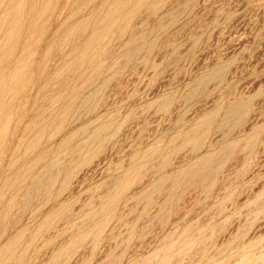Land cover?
<instances>
[{"label":"rangeland","instance_id":"374dc122","mask_svg":"<svg viewBox=\"0 0 264 264\" xmlns=\"http://www.w3.org/2000/svg\"><path fill=\"white\" fill-rule=\"evenodd\" d=\"M20 1L0 0L1 262L264 264V0Z\"/></svg>","mask_w":264,"mask_h":264},{"label":"bare ground","instance_id":"6f19581e","mask_svg":"<svg viewBox=\"0 0 264 264\" xmlns=\"http://www.w3.org/2000/svg\"><path fill=\"white\" fill-rule=\"evenodd\" d=\"M19 1H20V0H19ZM29 1H31V0H29ZM44 1H45V0H44ZM46 1H49V0H46ZM71 1H73V0H71ZM83 1H84V0H83ZM89 1H90V0H89ZM93 1H94V0H93ZM95 1H96V0H95ZM97 1H99V0H97ZM112 1H113V0H112ZM147 1H148V0H147ZM16 2H17V1H16ZM20 2H22V1H20ZM33 2H35V1L30 2L31 4H29V6H31V5L33 4V7H34V4H35V3H33ZM41 2H43V1H41ZM54 2H55V1H54ZM79 2H80V1H79ZM140 2H142V1L140 0ZM143 2H144V1H143ZM143 2H142V4H144ZM7 3H8V2H7ZM24 3H25V0H24ZM36 3H37V0H36ZM62 3H63V1H62ZM62 3H60V4H62ZM73 3H74V2H73ZM75 3H76V2H75ZM84 3H85V4H84V6H85V5H86V2L84 1ZM87 3H88V2H87ZM92 3H93V2H92ZM99 3H100V2H99ZM105 3H106V2H105ZM105 3H102V4L105 5ZM111 3H114V2H111ZM5 4H6V3H5ZM11 4H12V6H13V5H14V2H13V3L11 2ZM39 4H40V2H39L37 5H39ZM42 4H43V3H42ZM42 4H41V5H42ZM48 4H49V3H48ZM64 4H65V2H64ZM16 5H18V6L20 7V4L16 3ZM24 5H25V4H24ZM27 5H28V4H27ZM41 5H39V6H41ZM45 5H46V3H45ZM72 5H73V4H72ZM81 5H83V4H81ZM91 5H92V4H91ZM99 5H100V4H99ZM110 5H111V4H110ZM113 5H114V4H113ZM8 6H11V5L8 4ZM8 6H7V7H8ZM14 6H15V5H14ZM21 6H22V8H23V10H24V7H23L22 4H21ZM35 6H36V5H35ZM77 6H78V5H77ZM100 6H101V5H100ZM111 6H112V5H111ZM111 6H110V7H111ZM114 6H115V5H114ZM4 7H6V6H4ZM19 7H18V10H19ZM33 7H32V8H28V9H32V11H33V13H34V11L36 10V7H37V6L35 7V10H33V9H34ZM70 7H71V6H70ZM70 7H68L67 10H70V9H71ZM79 7H80V6H79ZM14 8H15V7H14ZM20 8H21V7H20ZM25 8H26V5H25ZM39 8H40V7H39ZM41 8L43 9L44 7L42 6ZM41 8H40V10H38V11H40V12H44V10H46V9H44V10L42 11ZM47 8H48V7H47ZM69 8H70V9H69ZM75 8H76V7H75ZM75 8H74V9H75ZM97 8H98V10H99V7H98V6H97ZM107 8H108V7H107ZM15 9H16V8H15ZM15 9H14V10H15ZM28 9H26V11H27ZM81 9H83V8H81ZM8 10H11V11H12L13 9H8ZM14 10H13L12 12H14V13L16 14V12H18V10L16 9V10H17L16 12H15ZM20 10H21V9H20ZM60 10H61V9H60ZM83 10H84V9H83ZM28 11H29V10H28ZM73 11H74V10H73ZM106 11H107V10H106ZM4 12H7V11L4 10ZM24 12H25V11H23L22 14H23ZM36 12H37V11H36ZM65 12H67V11L65 10ZM69 12H70V11H69ZM75 12L78 13L79 11L77 10V11H75ZM82 12H83V11H82ZM84 12H85V11H84ZM96 12H97V11H96ZM8 13H9V11H8ZM8 13H7V14H8ZM14 13H12L13 15H9V14H8L9 17H10V16H11V17H12V16H15ZM93 13H94V12H93ZM93 13H92V14H93ZM98 13H99V12H98ZM100 13H104V12L101 11ZM106 13H107V12H106ZM5 14H6V13H5ZM7 14H6V15H7ZM10 14H11V12H10ZM18 14H19V13H18ZM25 14H26V13H25ZM27 14H28V13H27ZM29 14H30V13H29ZM34 14H35V13H34ZM58 14H59V13H58ZM104 14H105V13H104ZM104 14H102V15H104ZM3 15H4V14H3ZM19 15H21V14H19ZM37 15H38V14H37ZM37 15H36V16H37ZM41 15H43V14H41ZM69 15H70V14H69ZM76 15H77V14H76ZM83 15H84V14H83ZM95 15H96V14H95ZM110 15H111V14H110ZM113 15H114V14H113ZM113 15H112V16H113ZM30 16H31V15H30ZM30 16H29V17H30ZM55 16H56V15H55ZM60 16H61V15H60ZM66 16H67V15H66ZM74 16H75V13H74ZM104 16H105V15H104ZM126 16H127V15H126ZM4 17H5V16H4ZM9 17H8V18H9ZM11 17H10V18H11ZM20 17L22 18L23 16H20ZM20 17L18 16V18H20ZM27 17H28V16L26 15L25 18H27ZM29 17H28V18H29ZM34 17H35V16H34ZM47 17H48V15H47ZM57 17H58V16H57ZM61 17H62V16H61ZM76 17H77V16H75L74 18H76ZM8 18H7V19H8ZM12 18H14V17H12ZM23 18H24V17H23ZM36 18H38V17H36ZM39 18H41V17H39ZM39 18H38V19H39ZM63 18H64V17H63ZM68 18H69V17H68ZM85 18H86V17H85ZM92 18H94V20H95V17H92ZM5 19H6V18H5ZM5 19H4V20H5ZM14 19H15V18H14ZM60 19H61V18H60ZM79 19H80V18H79ZM88 19H91V18L89 17V18H87L85 21H88ZM106 19H107V18H106ZM127 19H128V18H127ZM127 19H126V20H127ZM26 20H27V19H26ZM29 20H30V18H29ZM66 20H67V19H66ZM80 20H81V19H80ZM94 20H93V21H94ZM100 20H101V19H100ZM1 21H3V20H1ZM14 21H15V20H14ZM20 21H21V20H20ZM34 21L37 22L38 20H37V21L34 20ZM61 21H62V20H61ZM67 21H68V20H67ZM67 21H65V24H66ZM76 21H77V20H76ZM82 21H83V20H82ZM82 21H81V22H82ZM89 21H90V20H89ZM107 21H108V20H107ZM107 21H104V22H107ZM5 22H6V21H5ZM18 22H19V21H18ZM18 22H17V24H18ZM22 22H23V20H22ZM25 22H26V25H27L28 22H27V21H25ZM29 22H31V21H29ZM32 22H33V21H32ZM59 22H60V21H59ZM122 22H123V21H122ZM1 23L3 24L4 22H1ZM6 23H7V22H6ZM9 23H10V21H9ZM11 23H12V22H11ZM37 23H38V22H37ZM37 23H36V25H37ZM88 23H89V22H88ZM108 23H109V22H108ZM108 23H107L106 25H108ZM2 24H1V25H2ZM4 24H5V23H4ZM4 24H3V25H4ZM7 24H8V23H7ZM17 24L15 23V27H17ZM20 24H21V23H20ZM80 24H81V26L84 25L83 23H80ZM80 24H79V25H80ZM1 25H0V26H1ZM13 25H14V24H13ZM22 25H24V24H22ZM29 25H30V24H29ZM31 25H32V24H31ZM31 25H30V26H31ZM44 25H45V24H44ZM63 25H64V24H63ZM74 25H75V24H74ZM87 25H88V24H87ZM87 25H86V26H87ZM6 26H7V25H6ZM11 26H12V25H11ZM33 26H35V25H33ZM109 26H110V25H109ZM1 27H2V26H1ZM3 27H4V26H3ZM3 27H2V28H3ZM12 27H14V26H12ZM61 27H62V26H61ZM84 27H85V26H84ZM84 27H83V28H84ZM89 27H90V26H89ZM7 28H8V26H7ZM19 28H20V27H19ZM28 28H30V27L28 26ZM31 28H32V27H31ZM33 28H34V27H33ZM33 28H32V29H33ZM79 28H80V27H79ZM79 28H78V29H79ZM4 29H5V27H4ZM10 29H12V28L10 27V28H9V31H10ZM15 29H16V28H14L13 31H14ZM59 29H60V28H59ZM86 29H87V28H86ZM5 30H7V29H5ZM17 30H18V29H17ZM27 30H28V31H27ZM67 30H68V29H67ZM80 30H81V29H80ZM80 30H79V31H80ZM9 31H8V33H9V35H11L12 32L10 33ZM82 31H83V30H82ZM5 32H7V31H5ZM19 32H20V30L18 31V33H19ZM21 32H22V31H21ZM27 32H29V29H26V33H27ZM75 32H78V30H77V31L75 30ZM75 32L73 33V35L76 34ZM84 32H85V31H83V33H84ZM16 33H17V31L15 30V34H16ZM18 33H17V34H18ZM63 33H64V32H63ZM68 33H70L69 30H68ZM83 33H82V34H83ZM2 34H3V31H2ZM6 34H7V33H6ZM13 34H14V32L12 33V35H13ZM15 34H14V35H15ZM24 34H25V33H24ZM24 34L22 35L23 37H24ZM28 34H29V33H28ZM51 34H52V33H51ZM51 34H50V36H51ZM54 34H55V33H54ZM54 34H53L52 36H54ZM77 34H78V33H77ZM82 34H80V35H82ZM106 34H107V33H106ZM7 35H8V34H7ZM12 35H11V36H12ZM25 35H26V34H25ZM55 35H56V34H55ZM67 35H68V34H67ZM69 35H70V34H69ZM69 35H68V36H69ZM71 35H72V34H71ZM95 35H96V34H95ZM104 35H105V34H104ZM1 36H2V35H0V37H1ZM11 36H9L10 39H11ZM22 36H21V38H22ZM60 36H61V35H60ZM60 36H59V37H60ZM63 36H65V35H63ZM68 36H67V37H68ZM90 36H91V35H90ZM92 36H93V34H92ZM3 37H4V35H3ZM15 37H16V35H15ZM65 37H66V36H65ZM74 37H75V36H73V37H71V38L73 39ZM78 37H79V36H78ZM80 37H81V36H80ZM102 37H106V35H105V36H102ZM102 37H101V39H102ZM1 38H2V37H1ZM4 38H5V37H4ZM4 38H2V40H3ZM6 38H7V37H6ZM9 38H8V39H9ZM50 38H51V37H50ZM76 38H77V37H76ZM94 38H96V36H95ZM10 39H9V41H11L13 38H12L11 40H10ZM17 39H18V37H17L16 39L13 40V43H17V42H16V41H18ZM58 39H59V38H58ZM58 39H57V40H58ZM98 39H99V38H98ZM47 40H51V39H48V38H47L46 41H47ZM61 40H62V38H61ZM75 40H76V39H75ZM102 40H105V39H102ZM3 41H4V40H3ZM7 41H8V40H7ZM14 41H15V42H14ZM19 41H20V40H19ZM19 41H18V42H19ZM22 41H23V40H22ZM59 41H60V39H59ZM79 41H80V40H79ZM82 41H83V40H82ZM23 42H25V41H23ZM44 42H45V41H44ZM74 42H75V41H74ZM86 42H87V41H86ZM89 42H90V41H89ZM1 43H2V42H1ZM11 43H12V41H11ZM19 43H20V42H19ZM28 43H29V41H28ZM58 43H59V42H58ZM60 43H61V42H60ZM96 43L98 44V42H96ZM99 43H100V42H99ZM62 44H63V42H62ZM93 44H94V43H93ZM97 44H96V45H97ZM6 45H7V44H6ZM25 45H27V44H25ZM56 45H57V43H56ZM56 45H55V46H56ZM58 45H59V44H58ZM74 45H75V44H74ZM90 45H92V44H90ZM96 45L94 44V46H96ZM7 46H8V45H7ZM9 46H10V43H9ZM11 46L14 47V45H11ZM15 46H16V44H15ZM21 46H22V44H21ZM51 46H52V45H51ZM59 46H60V45H59ZM62 46H63V45H62ZM84 46H85V45H84ZM89 47H90V46H89ZM96 47H97V46H96ZM96 47H95V49H96ZM5 48H6V50H5V52H6V51H7V47H5L3 44L0 45V51H4ZM46 48H47V47H46ZM54 48H55V47H54ZM57 48H58V47H57ZM86 48H88V46H86ZM92 48H93V46H92ZM98 48H99V47H98ZM98 48H97V50H98ZM12 49H13V48H12ZM89 49H90V48H89ZM89 49H86V50L84 49L83 52H85V51H89ZM95 49H94V50H95ZM91 50H92V49H91ZM94 50H92V53H93ZM54 51H55V50H54ZM8 52H10V48H9V51H8ZM20 52H22V51H20ZM20 52H19V54H20ZM6 53H7V52H6ZM6 53H5V54H6ZM46 53H47V52H46ZM70 53H71V52H70ZM89 53H90V52H89ZM89 53H88V54H89ZM92 53H91V54H92ZM1 54H3V53L1 52L0 55H1ZM11 54H13V53H12V52L10 53V57H11ZM82 54H83V53H82ZM95 54H97V53L95 52ZM93 55H94V53H93ZM2 57H3V56H2ZM5 57H6V55H5ZM5 57L1 58L2 60H1L0 62L5 63V62L8 61V59L10 58V57L8 56L9 58L6 60ZM44 57H45V56H44ZM71 57H74V56L71 55ZM79 57H81V56H79ZM86 57H89V56L87 55ZM91 57H92V55H91L89 58H91ZM17 58H18V56H17ZM75 58H76V56H75ZM75 58H74V59L71 58V59H73V64H75V63H74ZM42 59H43V58H42ZM66 59H67V58H66ZM69 59H70V58H69ZM82 59L85 60L84 57H83ZM94 59H95V58H94ZM94 59H93V60H94ZM28 60H29V59H28ZM45 60H46V59H45ZM77 60H78V59H76V61H77ZM83 60H81V61H83ZM87 60H88V59H87ZM87 60H86V61H87ZM43 61H44V60H43ZM69 61H70V60H69ZM79 61H80V59H79ZM79 61H78V62H79ZM88 61H89V60H88ZM88 61H87V62H88ZM46 62L48 63V61H45V63H46ZM78 62H77V63H78ZM83 62H84V61H83ZM87 62H86V63H87ZM68 63H70V62H67V64H68ZM79 63H80V62H79ZM79 63H78V64H79ZM43 64H44V63H43ZM65 64H66V63H65ZM65 64H64V65H65ZM67 64H66L65 66H67ZM35 65H36V64H35ZM39 65H41V64H39ZM44 65H46V64H44ZM44 65H43V67H45ZM69 65H70V64H69ZM76 65H77V64H76ZM1 66H2V63H0V68H1ZM62 66H63V65H62ZM77 66H78V65H77ZM82 66H83V64H82ZM84 66H86V65H84ZM84 66H83V67H84ZM90 66H91V65H90ZM60 67H61V66H60ZM69 67H70V66H69ZM72 67H73V66H72ZM80 67H81V66H80ZM92 67H93V66H92ZM92 67H90V68H92ZM95 67H96V66H95ZM39 68H40V66H39ZM67 68H68V67H67ZM41 69H42V68H41ZM60 69H61V68H59L58 70H60ZM70 69H71V68H70ZM58 70H57V71H58ZM65 70H66V67H65ZM65 70H62V71H65ZM67 70H68V69H67ZM90 70H91V69H90ZM92 70H93V69H92ZM22 71H23V68H22V67H17V68H16V73H15V74H16V78H17V74H18V76H19V73H20V74H21V73H24V72H22ZM62 71L60 70V73H61ZM42 72H44V69H43ZM66 73H68V72L66 71ZM46 74H47V73H46ZM55 74H56V73H55ZM57 74H58V73H57ZM63 74H64V73H63ZM64 75H65V74H64ZM45 76H46V75H45ZM55 76H56V77L58 78V80H59V76H57V75H55ZM61 76H62V75H61ZM61 76H60V77H61ZM87 76H88V75H87ZM89 76H90V75H89ZM46 77H47V76H46ZM46 77H44V78H46ZM13 78H15L14 75H13ZM13 78H11V75H10V78L3 80L2 85L4 86V85H7L8 83L10 84V82H11V80H12ZM16 78H15V79H16ZM49 78L52 79V77H49ZM53 79H54V78H53ZM53 79H52V80H53ZM52 80H51V81H52ZM61 80H62V79H61ZM86 80H87V79H86ZM9 81H10V82H9ZM46 82H47V81H46ZM17 83H18V82H17ZM49 83H50V82H49ZM49 83H48V84H49ZM66 83H67V82H66ZM75 83H76V82H75ZM52 84H53V83H52ZM70 84H72V83H70ZM10 85H11V84H10ZM16 85H17V84H16ZM33 85H34V84H33ZM67 85H68V84H67ZM8 86H9V85H8ZM17 86H18V85H17ZM69 86H70V85H69ZM42 87H43V86H42ZM71 87H72V86H71ZM75 87H76V85H75ZM75 87L73 86V88H75ZM8 88H9V87H8ZM13 88H14V87H13ZM48 88H49V87H48ZM73 88H72V89H73ZM3 89H5V87H4ZM9 89H11V88H9ZM41 89H42V88H41ZM45 89H46V88H45ZM75 89H76V88H75ZM75 89H74V90H75ZM0 90H1V89H0ZM6 90H7V89H6ZM13 90H14V89H13ZM13 90H12V91H13ZM2 91H3V90H2ZM9 91H10V90H9ZM42 91H43V90H42ZM40 92H41V90H40ZM68 92H69V91H68ZM4 93H5V92H3L2 96L4 95ZM7 94H8V92H7ZM65 94H66V93H65ZM72 94H73V93H72ZM10 95H11V94H10ZM42 95H43V94H42ZM67 96H68V95H67ZM59 97L61 98L62 96H59ZM68 97L70 98V96H68ZM74 97H75V96H74ZM78 97H79V96H78ZM5 98H6V97H5ZM60 98H59V99H60ZM62 99H63V98H62ZM72 99H73V97H72ZM1 100H2V99H1ZM39 100H40V99H39ZM41 100H42V99H41ZM41 100H40V101H41ZM65 100H67V98H66V99H63V101H65ZM82 100H84V98H82L81 101H82ZM63 101H61V103H62ZM2 102H3V101H2ZM2 102H1V103H2ZM7 102H8V101H7ZM70 102H71V100H70ZM82 102H83V101H82ZM82 102H81V103H82ZM37 103H39V102H37ZM64 105H65V104H64ZM60 107H61V106H60ZM67 107H68V106H67ZM1 111H3V110H1ZM238 113H239L238 110H237V109H234L233 111L231 110V111L229 112V115H230V116H236V115H238ZM4 114H5V113H4ZM0 115H1V113H0ZM64 116H65V115H64ZM61 117H62V116H61ZM2 119H3V118H2ZM45 121H46V120H45ZM106 124H107V123H106ZM29 126H30V125H29ZM101 126H102V125H101ZM101 126H100V127H101ZM107 127H108V126H104L102 129H98V130H96L92 136H93V137H98V136H100L101 134H103V133L107 130V129H106ZM2 129H3V128H2ZM2 129H1V130H2ZM5 129H6V128H5ZM3 131H4V129H3ZM3 131H2V132H3ZM4 132H5V131H4ZM8 133H9V132H8ZM1 134H2V133H1ZM37 135H38L37 138H41V136H43V135H42V132H40V133L37 134ZM92 136H91V137H92ZM89 138H90V137H89ZM89 138H88V139H89ZM186 138L188 139V135H187ZM190 139H191V138H190ZM190 139H188V140H190ZM89 140H90V139H89ZM34 142H35V141H34ZM1 143H3V142H1ZM21 144H22V143H21ZM34 144H35V143H34ZM2 146H3V144H2ZM35 147H36V146H35ZM0 148H2V147H0ZM62 148H63V147H62ZM32 149H33V145H32ZM29 150H30V149H29ZM73 150H74V149H73ZM16 151H17V150H16ZM30 151H31V150H30ZM19 152H20V151H19ZM15 153H16V152H15ZM13 154H14V153H13ZM51 156H52V155H51ZM55 157H56V156H55ZM2 164H3V163H2ZM42 164H43V163H42ZM28 166H29V165H28ZM1 167H2V166H1ZM1 169H2V168H1ZM31 169H32V168H31ZM31 169H30V171H31ZM26 171H27V170H26ZM0 172H1V170H0ZM3 172H5V171H3ZM0 174H1V173H0ZM3 175H4V174H3ZM18 176H19V175H18ZM22 177H23V176H22ZM18 178H19V177H18ZM23 179H24V178H23ZM2 180H5V182H4V184H3V186H2V188H1V190H0V199L2 198V197H1L2 192H3V191H6L7 189H9V188H10V185H11V183H12V182H11L12 179H11V177H8V174H5V178L2 179ZM2 180H1V181H2ZM14 180H15V179H14ZM18 180H19V179H18ZM25 183H26V182H25ZM120 189H121V188H120ZM7 192H8V190H7ZM118 193H119V192H118ZM4 194H5V192H4ZM2 196H3V194H2ZM2 262H3V261H2ZM2 262H1V260H0V264H5V263H2Z\"/></svg>","mask_w":264,"mask_h":264}]
</instances>
